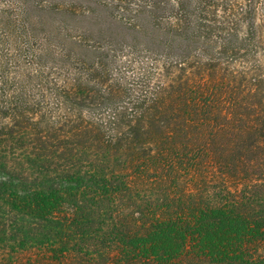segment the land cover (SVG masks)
Segmentation results:
<instances>
[{
	"label": "trees",
	"instance_id": "1",
	"mask_svg": "<svg viewBox=\"0 0 264 264\" xmlns=\"http://www.w3.org/2000/svg\"><path fill=\"white\" fill-rule=\"evenodd\" d=\"M112 43H132L128 66L152 57L141 96L165 106L104 110L128 87L110 77ZM243 152H264V0H0V248L264 264V184L182 188L204 154L228 173Z\"/></svg>",
	"mask_w": 264,
	"mask_h": 264
},
{
	"label": "rangeland",
	"instance_id": "2",
	"mask_svg": "<svg viewBox=\"0 0 264 264\" xmlns=\"http://www.w3.org/2000/svg\"><path fill=\"white\" fill-rule=\"evenodd\" d=\"M108 45L107 43H100L99 45ZM141 43H138L140 45ZM132 43H112V47L118 48V55H116L115 60L109 64V74L114 81L119 77L123 76L126 80L124 84L126 87L125 92L120 91L119 95L115 93L111 100L106 101V106L102 104L104 110L109 109L112 106H123L129 109H161L168 102L167 93L159 94L158 98L154 102L144 101V97L141 96L143 92L149 91L150 89L144 90L142 88L144 84V70L153 65L152 57H140L136 58L133 66H128L130 61H133L132 56L128 53L129 47ZM201 53V51L199 50ZM197 60L202 59V55L196 58ZM227 60H231L227 62ZM221 64L227 65L230 71H234L238 74V71L242 68V59L239 57L229 58V56L224 55L221 58ZM144 67V69H143ZM160 81V74L156 75L154 80L150 84H156ZM234 87V86H233ZM238 88V85L235 86ZM241 91L237 89H232V91L223 90L221 96L223 100L225 99L230 104L228 107H233L236 111L243 112L241 97H239ZM179 94V93H178ZM176 100L172 106L178 107V96L174 95ZM248 122V121H247ZM228 143V141H225ZM227 155V154H226ZM203 168L200 171L195 170H185L187 172L183 173V183L182 188L187 193H196L198 189L212 190L213 186L223 184L230 191L238 192L244 186L264 184V152L258 153L256 155H248L246 153H240L239 162L236 163L234 172H228L223 168V161L218 158L215 160L210 157L211 154H204ZM227 160V158H226ZM222 165V166H221ZM230 173V174H229ZM232 173V174H231ZM232 175V176H229ZM149 187L153 183H148ZM0 264H87L80 261L76 257L67 256L61 259H53L49 256L46 250L40 249H29L23 251H8L6 248H0Z\"/></svg>",
	"mask_w": 264,
	"mask_h": 264
}]
</instances>
